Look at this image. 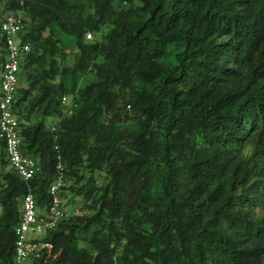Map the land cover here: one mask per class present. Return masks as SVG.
<instances>
[{
    "label": "trees",
    "instance_id": "1",
    "mask_svg": "<svg viewBox=\"0 0 264 264\" xmlns=\"http://www.w3.org/2000/svg\"><path fill=\"white\" fill-rule=\"evenodd\" d=\"M6 11L31 44L15 110L40 171L22 179L0 140V264H14L24 195L47 209L59 163L86 209L45 235L36 264H264V0ZM6 55L0 30V70Z\"/></svg>",
    "mask_w": 264,
    "mask_h": 264
},
{
    "label": "built area",
    "instance_id": "2",
    "mask_svg": "<svg viewBox=\"0 0 264 264\" xmlns=\"http://www.w3.org/2000/svg\"><path fill=\"white\" fill-rule=\"evenodd\" d=\"M7 0L0 4L1 35L4 37L7 49L6 60L0 70V140L5 145L6 157L17 174L30 181L40 171V165L33 157L24 154L23 139L20 134V116L15 110L20 87V71L22 60L31 51V44L23 40L25 31V16L21 13L7 12ZM92 33L87 34L91 39ZM63 103L69 105L64 97ZM65 184L64 166L57 165V175L50 187L52 202L41 213L38 209L37 197L30 189L23 197L21 216L15 231L14 264H23L29 258H40L42 251L49 244L30 239L34 233L47 234L57 228L58 224L71 214H82L80 210L69 213L64 207L60 190ZM2 206L0 204V214Z\"/></svg>",
    "mask_w": 264,
    "mask_h": 264
},
{
    "label": "rangeland",
    "instance_id": "3",
    "mask_svg": "<svg viewBox=\"0 0 264 264\" xmlns=\"http://www.w3.org/2000/svg\"><path fill=\"white\" fill-rule=\"evenodd\" d=\"M7 12H12V11H7ZM70 49H71V51H75L76 50L74 46H71ZM20 81H22V80H20ZM70 184H71V182H68V185H70ZM66 187L64 186L61 189V191H60V194H61V196H62V198L64 200V207H65V209L69 213H73L74 211H76V209L77 210H80V211L82 209H86L85 208L86 206H85V202H84L83 196H79V195L75 194L73 191L66 189ZM44 238H45V234H41V233H34V234H31L30 235V239L31 240H43ZM81 244L82 245H86L87 242H84L83 241V242H81ZM23 264H36V263H35V261L32 258H29V259L25 260L23 262Z\"/></svg>",
    "mask_w": 264,
    "mask_h": 264
},
{
    "label": "crops",
    "instance_id": "4",
    "mask_svg": "<svg viewBox=\"0 0 264 264\" xmlns=\"http://www.w3.org/2000/svg\"><path fill=\"white\" fill-rule=\"evenodd\" d=\"M39 211H40L41 213H45L46 208H45V209H39ZM35 241H38V242H39V241H42V240H35ZM87 244H88V243H87ZM87 244H86V245H87ZM86 245H82V244H81L82 247H83V246H86Z\"/></svg>",
    "mask_w": 264,
    "mask_h": 264
},
{
    "label": "clouds",
    "instance_id": "5",
    "mask_svg": "<svg viewBox=\"0 0 264 264\" xmlns=\"http://www.w3.org/2000/svg\"><path fill=\"white\" fill-rule=\"evenodd\" d=\"M38 242V241H37ZM43 242V241H42Z\"/></svg>",
    "mask_w": 264,
    "mask_h": 264
}]
</instances>
